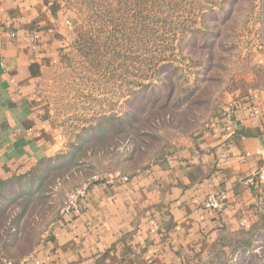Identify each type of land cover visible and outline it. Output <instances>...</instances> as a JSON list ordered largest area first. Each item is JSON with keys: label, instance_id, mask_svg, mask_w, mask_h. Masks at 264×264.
Instances as JSON below:
<instances>
[{"label": "rangeland", "instance_id": "374dc122", "mask_svg": "<svg viewBox=\"0 0 264 264\" xmlns=\"http://www.w3.org/2000/svg\"><path fill=\"white\" fill-rule=\"evenodd\" d=\"M68 43L39 77L62 146L0 186V261L18 264L69 194L180 151L264 54V0H63ZM201 264H264V210L224 230Z\"/></svg>", "mask_w": 264, "mask_h": 264}, {"label": "crops", "instance_id": "0c3cea01", "mask_svg": "<svg viewBox=\"0 0 264 264\" xmlns=\"http://www.w3.org/2000/svg\"><path fill=\"white\" fill-rule=\"evenodd\" d=\"M70 24L63 0H0V186L62 148L38 84L65 50ZM252 65L264 71V54ZM263 168L264 80L248 69L180 151L126 181L93 182L79 212L59 216L18 264H201L224 230L258 220L264 181L246 180ZM222 191L223 211L203 207L208 194Z\"/></svg>", "mask_w": 264, "mask_h": 264}, {"label": "built area", "instance_id": "2783aa9c", "mask_svg": "<svg viewBox=\"0 0 264 264\" xmlns=\"http://www.w3.org/2000/svg\"><path fill=\"white\" fill-rule=\"evenodd\" d=\"M237 107V104L229 105L227 108H225V113L227 116H231L234 112L235 108ZM99 180H106L111 184H116L121 181L128 180V176H119V177H111L109 179H96L93 182L99 181ZM260 180V182L264 181V168L258 172L253 173L249 178H247L246 182L249 184H254L256 181ZM92 182V183H93ZM89 184H85L82 188H79L69 194L67 197V200L64 205V209L61 215H67V214H73L79 212V202L81 198L85 197L87 194L88 189L90 188ZM229 197L226 192H218V193H210L206 196L203 207L206 209L214 210L217 212L223 211L227 205H228ZM5 264V263H4ZM145 264H151V263H145Z\"/></svg>", "mask_w": 264, "mask_h": 264}, {"label": "trees", "instance_id": "16d2710c", "mask_svg": "<svg viewBox=\"0 0 264 264\" xmlns=\"http://www.w3.org/2000/svg\"><path fill=\"white\" fill-rule=\"evenodd\" d=\"M27 173H28V172H27ZM27 173H20V174H17V175H23V174L25 175V174H27ZM17 175H15V176H17Z\"/></svg>", "mask_w": 264, "mask_h": 264}]
</instances>
